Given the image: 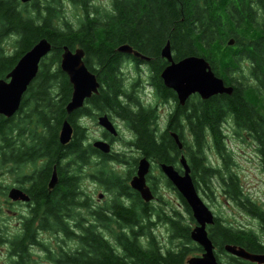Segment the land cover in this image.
<instances>
[{"label":"trees","instance_id":"16d2710c","mask_svg":"<svg viewBox=\"0 0 264 264\" xmlns=\"http://www.w3.org/2000/svg\"><path fill=\"white\" fill-rule=\"evenodd\" d=\"M66 5L78 12L77 25L66 17ZM43 38L51 44V51L41 60L17 113L12 117L0 114V175L7 173L21 184H29L24 187L25 193L33 199L31 210L21 215L22 230L11 239H2L9 244V254L19 257L17 264L30 261L29 243L42 248L46 260L55 264H187L188 258L202 252L190 238L195 220L180 194L177 196L186 216L173 208L167 210L165 203L164 208L140 203L139 196L130 194L132 189L108 169L111 163L130 164V160L121 156L109 158L83 140L87 126L78 121V116L89 114L88 105L100 114L114 113L125 119L134 134L129 145L157 167L168 164L182 172L183 155L199 195L214 201L217 184L228 201L264 225V202L253 200L244 191L233 168V152L226 142L237 138L235 125L250 129L261 150L259 161L264 172V0H111L110 8L95 6L92 0H0V79H6L18 60ZM230 40L233 44H229ZM8 41L14 48L12 52L7 50ZM166 43L174 60L187 56L205 58L225 85L233 87L232 93L207 99L195 94L181 105L160 77L165 66L161 49ZM122 44L147 59L118 51ZM64 47L84 51L85 64L99 83L98 93L86 101L87 106L70 114L66 104L72 86L60 68ZM128 63L145 64L158 96L175 101V118L165 129L160 131L156 126L151 106L139 107L134 96L138 81L130 89L125 85L124 69ZM245 69L248 73L232 77L233 71L241 73ZM134 70L139 73L137 66ZM242 78L248 83L240 81ZM65 119L73 134L62 145L58 136ZM171 132L178 135L181 149ZM208 147L221 166H214ZM94 156L101 158L96 166L105 181L118 185L132 205L116 198L109 214L88 212L92 220L87 222L73 211L86 204L75 192L79 179L61 163L71 157L79 168L89 164ZM133 160L130 166L136 167L138 158ZM54 165L59 179L48 191L47 181ZM31 166L35 172H31ZM153 176L150 182L157 186ZM160 178L165 187L173 188L164 176ZM8 189H3L4 196ZM152 189L156 190L153 186ZM71 216L79 219L76 227L80 232L73 228ZM155 220L167 225L169 241L178 242L176 245L165 248L161 244L155 233ZM37 225L43 233L63 236L58 241L59 254L39 239ZM100 228L110 231L108 238ZM208 236L220 264H254L228 254L224 249L227 244L264 253V242L250 228L233 226L218 216L208 227ZM57 257L60 258L55 260Z\"/></svg>","mask_w":264,"mask_h":264},{"label":"water","instance_id":"95a60500","mask_svg":"<svg viewBox=\"0 0 264 264\" xmlns=\"http://www.w3.org/2000/svg\"><path fill=\"white\" fill-rule=\"evenodd\" d=\"M29 2L30 0H21ZM233 44V40L229 41ZM51 50V44L45 38L40 39L29 51H27L7 74L6 79H0V114L5 117L12 116L20 107L22 97L29 84L35 78L41 59ZM118 51L133 54L140 59H147L139 52L133 50L129 45L122 44ZM84 51L77 48L74 51L64 47L61 54L60 68L67 75L72 86L69 102L66 104L68 114L81 108L86 99L93 93H97L99 83L94 73L86 66ZM161 56L168 64L162 69L160 77L164 86L175 92L178 102L183 105L192 95L198 94L202 99L213 95L226 93L231 94L232 86L224 84L221 77L217 76L211 68L210 63L203 57L187 56L179 61H174L169 43L161 49ZM99 124L112 134H116L115 127L106 115L100 116ZM73 134V128L65 119L59 132V142L62 145L68 143ZM179 149L182 148L181 141L176 133H171ZM93 146L103 153L110 152V145L104 141H95ZM182 172L173 165L161 164L160 169L178 193L184 198L191 210L196 225L191 229L190 238L203 250L199 256L188 258L187 264H220L215 256L214 246L208 236L207 225L214 223V214L199 195L185 157H180ZM150 161L146 157L139 159L136 175L130 180L131 187L139 192L141 198L149 202L154 198L152 191L146 182L149 172ZM58 182L56 170L53 169L48 189H53ZM8 197L12 201H28L29 196L22 190L12 187L9 189ZM227 253L256 264H264V253H252L243 247L227 244L224 246Z\"/></svg>","mask_w":264,"mask_h":264},{"label":"rangeland","instance_id":"374dc122","mask_svg":"<svg viewBox=\"0 0 264 264\" xmlns=\"http://www.w3.org/2000/svg\"><path fill=\"white\" fill-rule=\"evenodd\" d=\"M92 3L96 5H100L102 7L110 8L111 7V0H92ZM66 17L68 20H70L73 24L77 25L76 22V15H78L77 11L73 9L72 5H66ZM13 46L11 44V41H8L7 43V50L9 52L13 51ZM244 65H247V62H244ZM128 68L124 69L125 71V85L129 87V84H134L135 81H138V86L135 87L134 96L136 98H141L143 102H148L150 99V95L148 98L143 99L144 92H153L155 95L154 89L150 87L145 88V82L147 77H139L135 73V70L133 69L132 72H129L127 70ZM244 72L248 71L245 69L243 72H232L233 76H242ZM245 83H248V79L242 78V80ZM141 84V86H139ZM129 85V86H128ZM147 91H146V90ZM163 107V106H161ZM167 109V107L165 106ZM160 114H164V111L161 109L159 111ZM160 116V119L158 122L159 126L162 128L163 116ZM86 126L89 128V134L90 136H95L94 134L98 133V126L92 122V120H86ZM231 123V121H229ZM156 126L159 128V126L156 124ZM122 137L119 140L120 147H115L114 150H119L123 147H128V145L125 144L126 138L129 136V133L126 132L125 128L122 127ZM161 131V129L159 128ZM126 133V134H125ZM231 133V131H230ZM125 138V139H124ZM185 139H187V134L185 136ZM228 148L233 152V160L235 166L233 167L235 172L238 174L240 178V182L243 186L244 191L253 199L256 201L264 202V172L261 169L259 157L256 153H254L251 148L252 146H247L243 144V142H240V139L237 138H229L227 140ZM125 151H121L123 153H126L129 157V160H132L133 158L138 156V153L132 152L131 148H125ZM208 155L210 156L211 161H213L214 166H221V163L217 160L216 156L212 153L210 147H208ZM138 158V157H137ZM98 163V162H97ZM89 164L86 165L85 171H83V179L80 180L81 187H82V193H85L88 195L92 201L99 205H104L105 201L108 200L106 195H103L102 198L98 197L99 193H104V189L96 182H93L91 179L87 177V175L90 173L95 172L94 169L97 167L96 164ZM151 170L154 172V174L158 173L157 166L151 161ZM116 166H120L119 164H116ZM129 167L128 165H126ZM92 167V168H91ZM111 167H114L113 164H111ZM127 170V169H126ZM16 177H13L10 174L3 173L0 175V185L1 188H10L15 183ZM9 185V186H8ZM8 186V187H7ZM0 190V232L1 230L4 231V235L2 236V232L0 233V264H17V261L19 257L17 255L11 256L9 254V244L7 241H3L2 239L10 238L15 235H17L21 230V221L22 218H20L21 215L27 214L28 209L24 205H10L7 202L9 201L7 196L3 195L2 193L5 191ZM156 196L161 200L163 199L165 202L164 206H166L167 210H171L172 208L181 212L182 214H185L184 209L182 205L180 204V201L178 199V196L174 193V191L170 190L169 188L165 187L164 184L161 183V179L157 182V188H156ZM217 194L214 199V201H210L208 198H206L203 194L200 193V196L202 200L206 203V205L211 209L213 214L215 216L221 217L226 221L227 223L232 224L233 226H242L245 228H250L255 235L258 236V238L264 242V225L259 221L258 219L250 217L246 212H243L241 209H239L237 206H235L231 201H228L222 194L220 188L216 184ZM80 193V192H79ZM82 197V195H81ZM82 199V198H80ZM6 201V203H5ZM154 204H162L160 200H154ZM74 213H76V209L73 210ZM83 215H85V211L83 212ZM22 217V216H21ZM252 218V219H251ZM156 236L158 240L161 242V244L165 248H169L172 245H176L178 242H170L169 241V230L166 224H159L157 228L155 229ZM9 236V237H8ZM39 239L41 238L42 241L46 242L49 247L52 249H58V239L50 234H39ZM11 239V238H10ZM68 242V241H67ZM66 242V243H67ZM70 246V243L68 244ZM67 248V245L64 246ZM27 249H30L31 255H30V261L27 263L24 261L23 264H54L48 260H46L44 251L42 248L30 243L27 245ZM24 260L26 259V256L23 257Z\"/></svg>","mask_w":264,"mask_h":264},{"label":"flooded vegetation","instance_id":"af4514ba","mask_svg":"<svg viewBox=\"0 0 264 264\" xmlns=\"http://www.w3.org/2000/svg\"><path fill=\"white\" fill-rule=\"evenodd\" d=\"M172 52V51H171ZM177 55V54H176ZM133 56V55H132ZM174 57H175V55L173 54V52H172V58H173V60H174ZM161 58L165 61V66L168 64V62L165 60V58H163L162 56H161ZM180 59H178V60H176V58H175V60L174 61H179ZM148 62H150V61H148ZM135 66H137V68H138V76L139 77H147V79H146V82H145V88H147L148 89V87H150V89L151 88H153L154 89V92H155V95L153 94V92H151V94L149 93V92H144L143 93V95H144V97H142L143 99H146V97L148 98V96L150 95V99H149V101L148 102H143L142 101V99L141 98H137V100H138V102H140L139 104H141V105H139V107L141 106V107H144V106H151V108H153V110H154V121H155V123L159 126V124H158V122H160L159 121V119H160V116L162 115V114H160L159 113V111L162 109L163 111H164V114L162 115L163 116V118H162V123H163V126H162V128L159 126V128L162 130V129H165L167 126H168V124H169V122L171 121V120H173L174 118H175V115L176 114H174V118H172V115H173V112L175 113V111H176V108H175V106H174V102L175 101H172V99H162V98H160L159 96H158V94H157V91H156V89L154 88V86H153V84L150 82V80H149V76H147L148 75V67L145 65V64H139V65H137V64H135V63H128L126 66H125V69L126 68H128L127 70H129V72H132L133 71V69L135 68ZM164 66V67H165ZM163 67V68H164ZM162 68V69H163ZM135 84V83H134ZM130 85V86H129ZM128 86L129 87H127V88H131L132 87V84H129ZM138 86V84H135V87H137ZM139 86H141V84L139 85ZM99 88V87H98ZM146 90V89H145ZM147 91V90H146ZM173 91V90H172ZM174 92V91H173ZM97 93H98V91H97ZM97 93H93L92 95H95V94H97ZM175 93V92H174ZM92 95H91V97H92ZM192 96H194V95H191L190 97H189V99L192 97ZM90 97V98H91ZM175 97H176V99H177V96H176V94H175ZM88 99H86L85 100V102H84V104H83V106L82 107H84L85 105H86V101H87ZM188 100V99H187ZM186 100V101H187ZM178 101V100H177ZM185 101V102H186ZM87 106V105H86ZM161 106H163V107H161ZM165 106L167 107V109L165 108ZM81 107V108H82ZM88 107H89V114H83V115H81V116H78V121H80V123H82L83 125H87L86 124V120H92V122H94L97 126H98V133L97 134H94L95 136H90V134H89V128H88V126L86 127V131H85V134H84V138H83V140L84 141H86V143H90V144H92V147L95 149V147L93 146V142H95V141H104V142H106V143H108L109 145H110V152L109 153H104L105 155H109L108 157L109 158H115V157H119V156H121V157H129L126 153H123V152H121L122 150L123 151H125V152H127L126 150H125V148H131V151L132 152H136V153H138V161H139V159L140 158H142V157H144V156H142L141 155V152L138 150V149H135L133 146H130L129 144H130V142L133 140V137H134V134H133V132L129 129V126H128V123H127V121L125 120V119H122L120 116H118V115H116V114H114V113H106V114H100V113H98V112H95L94 110H93V108L90 106V105H88ZM134 107H136V104H134ZM80 109V108H79ZM136 109H137V107H136ZM139 109V108H138ZM18 111V110H17ZM17 111L12 115V116H14L16 113H17ZM103 115H106L107 117H108V119L111 121V123L113 124V126L115 127V130H116V134H112V133H110L109 131H107L105 128H103L100 124H99V122H98V119H99V117L100 116H103ZM4 116V115H3ZM12 116H10V117H12ZM237 128H236V132H235V135L237 136V138L238 139H240V142L242 143L243 142V144H245V145H247V146H252V148H251V150L254 152V153H256L257 155H258V157H260L259 156V154H261V150H260V148L257 146V141H255L254 139H252V132L250 131V129H248V130H246V129H243L242 127H240V126H237V125H235ZM122 127H124L125 128V130H126V132H128L129 133V136L125 139L126 140V142H125V144L126 145H128V147H123V148H120L119 150H114V148L117 146V147H120V145H119V140L121 139V137L123 136L122 135V130H121V128ZM246 128V127H245ZM172 133V132H171ZM126 134V133H125ZM59 137V136H58ZM58 140H59V138H58ZM100 151V150H99ZM137 157H135V158H133V159H137ZM129 159V158H128ZM130 160V164H134V160ZM62 163H61V165H63L62 167H67L66 169H68L67 171L69 172V173H75V175L78 177V179H79V185H78V188L76 189V194H77V196L78 197H80V198H82L81 200L83 201V202H85L86 204H85V206H83V209H81L80 207H78V209L76 208V213H78V217H79V219L81 220V218H83L85 221H89V220H92V217L90 218L89 217V215H88V212H91V211H96V212H102V211H107V214H109L110 212H111V209H110V207H111V205H112V202L116 199V198H118V201H120V202H122L123 203V201H124V203H128V204H131L132 205V203H131V199H129L127 196L125 197L124 195H122V192L120 191V187L118 186V185H115V187H114V185H112L110 182H108V181H105V179H104V177H103V175H101V170H100V167H96L95 169H94V171L95 172H93V173H90V175L88 174L87 175V177L89 178V179H91L93 182H96V183H98L103 189H104V193H99L98 194V197L99 198H102V196L103 195H106L107 196V199L108 200H106L105 201V204L104 205H99V204H97V203H95L94 201H92L91 199H89L90 197L88 196V195H86L85 193H82V187H81V183H80V180L81 179H83V171H85V166L86 165H83V166H78L79 168H76L75 166V163H73V161L71 160V157H67V158H64V159H62ZM113 161V160H112ZM138 161H137V164H138ZM150 161V160H149ZM101 163V158L100 157H98V158H96V156H94V157H91L90 158V163L89 164H91V165H93V164H95V163ZM109 163H111V161L109 162ZM89 164H87V165H89ZM111 164H113L114 165V167H109L108 169H110L109 171H113V174L116 176V175H118L119 177H120V181L123 183V184H125L126 185V187L127 188H131L132 189V191H129V193L130 194H133V196L134 195H138L139 196V199H140V203L142 202V203H146V204H150V205H154V206H159V207H162V208H164L163 207V203H167V202H165L163 199L161 200V198L159 199L157 196H156V190H153L152 189V186L153 187H155V188H157V186H155L154 184L152 185L151 184V182H150V180L152 179V177L151 176H153L154 178V181H155V183L157 184V182L161 179L160 177H162V176H164V178H166V176L163 174V172L161 171V169H160V167H157L158 168V173L159 174H154V172L149 168V172H148V174L146 175V182H147V185L149 186V188H150V190L152 191V193H153V195H154V198L151 200V201H149V202H146V201H144L142 198H141V196H140V194H139V192H137L136 190H134L132 187H131V184H130V180L132 179V177L134 176V175H136V172H137V165H136V167L135 166H130V164H120V163H111ZM116 164H119L120 166H116ZM150 164H151V161H150ZM126 165H128L129 167H127ZM151 166V165H150ZM157 166V165H156ZM92 168V167H91ZM31 172H35V167H33V166H31ZM53 169H55L56 170V174H57V179H59V175H58V170H57V167L54 165V166H52V171H53ZM127 169V170H126ZM49 179H50V177H49ZM49 179H48V181H47V190L48 191H51L52 189H48V182H49ZM167 179V178H166ZM168 180V179H167ZM29 184H21L20 183V180H18L17 178H16V180H15V183L13 184V186H11V187H16V188H18V189H20V190H22L23 192H26L25 191V188L24 187H27ZM173 186V185H172ZM170 190H172V191H174V193L177 195V190H176V188L173 186V188L171 189V188H169ZM176 190V191H175ZM8 192H9V189L7 190V192H6V196H7V198H8ZM80 192V193H79ZM179 194V193H178ZM28 195V194H27ZM81 195H82V197H81ZM29 196V200L28 201H12L11 199H9L8 198V204H10V205H18V204H20V205H24L27 209H28V212L31 210V204H33L32 202H33V199H31V195H28ZM77 197V198H78ZM154 200H160L161 201V203L162 204H158V205H155L154 204ZM5 203H6V201H5ZM181 204V203H180ZM166 209V208H165ZM172 210V209H171ZM85 211V215H83V212ZM75 214V213H74ZM20 218H22V220H23V217H21L20 216ZM79 219H77L76 217H73V216H71V223H72V226H73V228L74 229H76V232H80V230L79 229H77V227H76V225L78 224V221H79ZM252 219V218H251ZM22 222V221H21ZM155 222H158L157 220H155ZM159 224H161L160 222H158V223H156L155 224V229L157 228V226L159 225ZM195 226V225H194ZM209 226H211V225H208L207 226V231H208V227ZM39 227H38V225L35 227V229H36V231H37V236L39 235V234H42L43 232H41V230L42 229H38ZM99 231L101 232V233H103L104 235H105V237H107L108 238V236H109V234L108 233H110V231L108 232V231H105V230H103L102 228H100L99 229ZM1 233V232H0ZM47 234H50V235H52V233L50 232V231H47ZM54 237H57V239H58V241H59V239L60 238H62L63 236L62 235H60V234H57V235H55ZM57 241V242H58ZM0 242H1V240H0ZM70 247H67V249H69ZM69 250H73V248H70ZM52 251H53V253L54 254H59L57 251H58V249H52ZM62 251H65L64 249H62ZM202 254V252H200L198 255H201ZM58 258H60V257H57V258H55V260H57ZM54 261H52V263H53ZM54 264H55V262H54ZM60 264H64V263H60Z\"/></svg>","mask_w":264,"mask_h":264},{"label":"bare ground","instance_id":"6f19581e","mask_svg":"<svg viewBox=\"0 0 264 264\" xmlns=\"http://www.w3.org/2000/svg\"><path fill=\"white\" fill-rule=\"evenodd\" d=\"M227 142V141H226Z\"/></svg>","mask_w":264,"mask_h":264}]
</instances>
